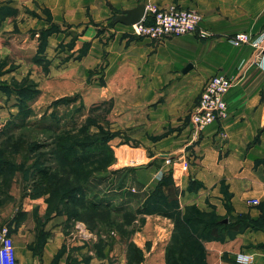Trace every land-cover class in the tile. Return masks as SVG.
<instances>
[{"label":"crops","instance_id":"crops-1","mask_svg":"<svg viewBox=\"0 0 264 264\" xmlns=\"http://www.w3.org/2000/svg\"><path fill=\"white\" fill-rule=\"evenodd\" d=\"M131 1L135 5L123 11L138 4L195 10L209 37L191 34L154 42L130 35L122 24L96 35L90 27H78L81 5L91 0H54V19L68 29L49 39L56 51L48 58L50 70L43 83L58 98L77 92L89 78L86 97L112 102L110 126L120 133L117 161L111 167L122 184L102 187L94 206L108 210L113 201H126L137 209L159 191L182 212L195 209L208 223L226 224V233L213 228L211 237L202 241L204 264H236L237 254L251 255L250 264H264V227L258 226L264 218V67L252 64L256 50L227 41L228 36L264 29V0H123ZM100 8L108 14V7L101 3ZM28 21L32 29L41 26L38 19L37 26ZM0 30L10 31L7 23ZM38 33H31L35 46ZM84 43L88 50L77 59ZM217 74L233 81L225 98L229 117L196 135L189 114L205 82ZM11 110L4 104L0 114ZM166 156L186 159L188 169L165 163ZM108 178L102 176L100 184ZM9 195V202L0 206V222L10 227L18 264H125L118 238L110 244L102 223L99 229L89 227L64 213H47L42 199ZM251 200L259 204L253 206ZM79 225L84 226L81 238ZM155 239L145 236L149 242ZM145 264H166L156 242Z\"/></svg>","mask_w":264,"mask_h":264},{"label":"rangeland","instance_id":"rangeland-1","mask_svg":"<svg viewBox=\"0 0 264 264\" xmlns=\"http://www.w3.org/2000/svg\"><path fill=\"white\" fill-rule=\"evenodd\" d=\"M53 2L0 0V26L7 23L10 30L0 33V83H9L7 87L0 86V107L8 104L12 108L0 114V206L9 202L7 197L11 193L42 199L48 205L47 213H65L67 208L62 204L69 200L76 205L71 204V210L77 221L83 222L81 219L91 217L86 207L90 209L99 201L102 187L104 190V187L122 184L116 182L117 169L111 167L117 161L120 133L110 126L115 115L112 102L86 97L91 85L89 78L77 92L58 98L43 83L50 70L48 58L56 51L49 39L68 29L54 19ZM101 3L108 7V14L100 8ZM133 5L132 1L91 0L81 5L83 18L78 27L82 30L90 27L99 35L119 24L116 18ZM37 19L41 26L38 24V28L32 29L27 21L37 26ZM33 30H39L37 46L30 41ZM129 34L132 35L131 29ZM88 47V43L82 44L76 58L81 59ZM105 166L109 168L107 172ZM106 174L108 182L100 184V178ZM71 195L74 199H69ZM166 199L152 204L148 198L137 209L126 201H113V207L109 206L116 212L110 219L117 220L115 226H110L109 242L117 243L118 238L125 264H145L155 242L163 249L166 264L171 260L173 264H198L201 242L210 228L201 224L200 212L195 209L182 212ZM79 227L77 238L84 234L79 232L84 226ZM146 235L156 239L146 241ZM133 248L141 254L138 263L132 262ZM109 264L116 262L110 260Z\"/></svg>","mask_w":264,"mask_h":264},{"label":"built area","instance_id":"built-area-1","mask_svg":"<svg viewBox=\"0 0 264 264\" xmlns=\"http://www.w3.org/2000/svg\"><path fill=\"white\" fill-rule=\"evenodd\" d=\"M202 21V16L197 11L183 9L174 4L163 8L146 6L145 14L139 23L129 28L133 36L154 42L187 34L206 39L209 33L201 28ZM228 41L236 47L250 46L256 50L257 58L252 64L260 68L264 67V29L257 34H235L229 37ZM232 85L233 81L223 74L214 75L205 82L189 118L196 135H200L210 126L221 124L229 117L225 98ZM181 158L166 156L164 162L170 165L178 164L181 170L186 171L189 162ZM249 203L253 206L259 204L257 200H251ZM252 261L251 255L237 254L235 257L236 264H250ZM0 264H18L11 230L2 222H0Z\"/></svg>","mask_w":264,"mask_h":264},{"label":"trees","instance_id":"trees-1","mask_svg":"<svg viewBox=\"0 0 264 264\" xmlns=\"http://www.w3.org/2000/svg\"><path fill=\"white\" fill-rule=\"evenodd\" d=\"M163 184H164V182H163ZM161 186L162 185L160 184V187ZM160 187H158V189H160ZM159 193L160 192L158 191V193H156V195L152 196V198L149 199L148 203H152L153 204V200L156 199V198H159L158 200H161V199H164V198L166 199V197L164 195L159 196ZM75 197L78 198V195L75 196ZM71 198L74 199L73 198V195H71L69 199H71ZM71 202H74V201L67 200V201H65L62 204L63 207H66L67 208V211H65L64 214H66L67 217L70 218V219H76L77 220V217H76L75 212L72 213V210H71V206L72 205H75V204L74 203H71ZM86 210H87L88 215H90L91 217L89 219H81V220H83L89 227H94V228L95 227L98 228L99 225H100V223H102L103 233L105 232V228L106 227L108 228V231H109L110 230V226H113V225L115 226V224L117 223V220L115 218L110 219V215L116 213L114 210H111L110 208L108 210H98L96 207L93 206L90 209H88L86 207ZM188 210H190V209H188ZM96 222H98V224H96ZM200 222H201V224L203 226H208L210 228V229H208L206 231V232H208V236L205 239H203V240H206L209 237H211L213 228H218V231L217 232H220L221 234L226 233L225 229L227 228V226L222 221H220L218 223L216 222L215 224H213V223H208V222L204 221L203 219H201ZM258 226H262V228L264 227V218H262V220L260 221V224H258ZM132 252H133L132 262L133 261L135 263L140 262L141 261V254H140V252L136 248H133V251ZM200 254H201V256H200V260H199L198 264H204V262H203V246L201 247ZM169 262L167 264H173V260H171Z\"/></svg>","mask_w":264,"mask_h":264},{"label":"water","instance_id":"water-1","mask_svg":"<svg viewBox=\"0 0 264 264\" xmlns=\"http://www.w3.org/2000/svg\"><path fill=\"white\" fill-rule=\"evenodd\" d=\"M145 11L146 6L143 4H139L133 9L123 11L122 14L116 18V22L124 26L130 27L139 23V21L145 14Z\"/></svg>","mask_w":264,"mask_h":264}]
</instances>
